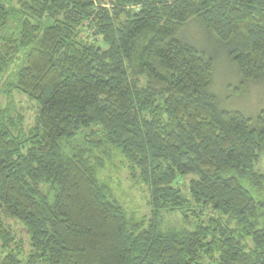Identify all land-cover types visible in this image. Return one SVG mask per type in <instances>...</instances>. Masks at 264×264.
Returning <instances> with one entry per match:
<instances>
[{"label":"trees","instance_id":"16d2710c","mask_svg":"<svg viewBox=\"0 0 264 264\" xmlns=\"http://www.w3.org/2000/svg\"><path fill=\"white\" fill-rule=\"evenodd\" d=\"M194 19L240 90L264 83V0H0V91L39 105L27 131L0 108V264H264V109L220 107L215 58L178 37ZM117 154L148 224L99 180ZM166 209L194 228L161 230Z\"/></svg>","mask_w":264,"mask_h":264},{"label":"rangeland","instance_id":"374dc122","mask_svg":"<svg viewBox=\"0 0 264 264\" xmlns=\"http://www.w3.org/2000/svg\"><path fill=\"white\" fill-rule=\"evenodd\" d=\"M178 37L215 58L210 91L217 96L220 107L240 111L251 118L257 117L264 109V83H249L244 90H240L241 77L236 64L229 59L226 50L220 46L219 38L202 27L197 20H191L186 24ZM4 107L8 113L25 121L26 131L36 125L39 105L21 91L17 89L9 92L0 91V108ZM126 166L127 164L117 154L116 158L106 162L100 169L99 180L111 189L113 200L124 207L131 218L146 221L148 224L153 217L148 186L133 179ZM257 168L264 171V158L260 160ZM183 182L179 181L184 185L185 182ZM1 217L19 242L18 244L23 247L24 255H26L29 251V236L26 228L15 218L5 214ZM158 221L161 230L193 229L196 224L193 218L188 222L181 212L167 209L162 210Z\"/></svg>","mask_w":264,"mask_h":264}]
</instances>
